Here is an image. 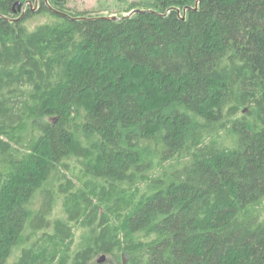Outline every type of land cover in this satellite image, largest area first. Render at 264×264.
I'll list each match as a JSON object with an SVG mask.
<instances>
[{
  "label": "trees",
  "instance_id": "obj_1",
  "mask_svg": "<svg viewBox=\"0 0 264 264\" xmlns=\"http://www.w3.org/2000/svg\"><path fill=\"white\" fill-rule=\"evenodd\" d=\"M36 1L0 0V264H264V0Z\"/></svg>",
  "mask_w": 264,
  "mask_h": 264
},
{
  "label": "rangeland",
  "instance_id": "obj_2",
  "mask_svg": "<svg viewBox=\"0 0 264 264\" xmlns=\"http://www.w3.org/2000/svg\"><path fill=\"white\" fill-rule=\"evenodd\" d=\"M66 5L70 7L71 10L75 12H89L94 16H127V10H131L136 6L146 5L149 0H65ZM27 5L25 12L27 9H33V12H37L40 10V4L36 6L32 4V6ZM33 7V8H32ZM23 14V10H20ZM24 12V15H25ZM130 14V13H129ZM52 18L46 14L37 15L34 19L30 20L27 25L31 28H35L37 25L44 24L50 22ZM100 259V256H99Z\"/></svg>",
  "mask_w": 264,
  "mask_h": 264
},
{
  "label": "water",
  "instance_id": "obj_3",
  "mask_svg": "<svg viewBox=\"0 0 264 264\" xmlns=\"http://www.w3.org/2000/svg\"><path fill=\"white\" fill-rule=\"evenodd\" d=\"M39 4V0L36 1V6ZM30 6H32V4H30ZM18 7H19V10H23V15H24V12H25V9H26V5L22 8V4L21 3H18ZM133 14V12H131L130 14H128V17L131 16ZM22 15V17H23ZM106 19H109V20H112V21H118L120 20L119 17L117 16H110V17H105ZM106 256H101L100 259H98V263L101 264V263H104L106 261Z\"/></svg>",
  "mask_w": 264,
  "mask_h": 264
}]
</instances>
